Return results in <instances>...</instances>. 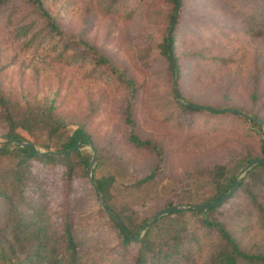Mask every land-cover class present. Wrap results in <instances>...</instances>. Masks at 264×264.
Wrapping results in <instances>:
<instances>
[{"label":"rangeland","instance_id":"374dc122","mask_svg":"<svg viewBox=\"0 0 264 264\" xmlns=\"http://www.w3.org/2000/svg\"><path fill=\"white\" fill-rule=\"evenodd\" d=\"M42 1L60 31L53 41L59 39L79 50L82 46L78 41L88 42L98 54L124 71L125 76L133 80V87L127 88L115 75L92 66L87 58L73 61L69 56L66 63L55 60L54 56L60 50L57 44L37 39L28 42L30 34L26 38L20 37L18 27L23 20L32 21L36 17L25 0H8L0 8V95L11 94L16 98L53 105L54 114L65 123L64 133L69 134L84 123L97 153L91 176L98 156H102L103 161L95 169L96 175L121 170L124 177L138 178L151 171L155 157L150 151L134 147L126 140L127 125L122 116L133 90L134 129L139 137L149 138L161 149L162 162L157 171L160 180L154 181L157 185L134 190L123 188L121 183L115 185L110 193L111 202L117 207H132L139 217L145 216L148 220L162 207L164 199L154 197H162L163 189L167 192V199L174 204H186L179 202L178 198L187 188L193 187L196 191L186 194L191 196L208 192L194 174L189 173L194 165L201 169L213 162H230L246 154L263 156L259 152V140L264 138L261 126L257 130L250 123L229 115L207 118V114H190L173 105L171 74L167 73L169 65L156 48L169 25L164 21L166 8L163 4L160 7L154 0H120L117 3L113 0ZM110 3L113 11L107 13ZM212 3L220 4L223 10L213 7ZM245 4L242 0H181L178 27L195 30L198 35L180 32L175 49L181 52L210 45L213 53H220L224 60L231 56L210 82L195 81L192 71L187 69L189 75L183 92L209 100L207 102L217 108L221 104L235 107L264 122V35L247 32L249 24L240 16L248 9ZM223 19L226 27L220 35L215 29ZM206 30H212L211 34ZM65 52L66 56L71 51ZM231 81L233 85L228 89L227 84ZM2 132L0 125V146L4 144ZM29 139L39 145L40 150H44L40 146L48 143L44 130L34 132ZM79 150L91 157L88 146L83 145ZM39 166L33 170L43 178L49 219L57 224L58 213L65 207L62 167L56 166L53 170ZM164 177L171 180L169 191L163 187ZM89 187L86 175L84 178L75 177L69 183L73 231L76 239L82 242L81 249L90 255L91 260L86 259L85 264H130L133 250L120 260L115 234L92 212L97 204ZM262 194L258 197L262 198ZM240 202L243 198L237 193L236 197L217 206L212 216L219 214V220L226 222L231 231L235 230V239L243 250L264 253V229L249 217L250 207L234 205ZM230 207L235 212L228 218L224 214ZM187 248L190 252L198 251L189 243Z\"/></svg>","mask_w":264,"mask_h":264},{"label":"trees","instance_id":"16d2710c","mask_svg":"<svg viewBox=\"0 0 264 264\" xmlns=\"http://www.w3.org/2000/svg\"><path fill=\"white\" fill-rule=\"evenodd\" d=\"M118 1L120 0H113L114 3ZM154 1L160 7L163 4L166 8L164 21L169 24L174 0ZM7 2L8 0H0V8ZM25 2L26 6L31 8L32 14H35L36 20L27 22L25 19L23 20L18 27L20 37L26 38L30 34L27 39L28 42L37 39L50 41L53 45L57 44L60 50L54 56L55 60H62L66 63V57L69 56L73 61L87 58L92 66L105 69L110 75H115L127 88L133 87V80L125 76L124 71L113 66L109 59L98 54L88 42L78 41L82 46V49L79 50L73 49L74 45L72 46L70 43H62L59 39L53 41V38H58L60 31L55 19L44 8L43 1L25 0ZM104 2L106 1L104 0ZM242 2L246 3L248 8L240 14L244 23L249 24L247 32L255 36L264 35V0H242ZM229 4L230 2H227V5ZM105 6L104 4L103 7ZM212 6L223 10V6L220 4L212 3ZM109 7L111 8L109 9L107 5V13L113 11L111 3ZM178 18L179 12L170 33L169 48L175 73V87L179 98L185 102L217 108L214 106L215 104L207 102L209 100L200 96L196 97L194 94L189 95L188 93L186 95L183 92L187 84L186 77L189 75L187 69L189 72L192 71L196 78L195 81L210 82L216 77V71L222 69L223 65H227L231 56L224 60L220 53H213L210 45L178 52L175 49V44L180 32L198 35L195 30L178 27ZM225 22L226 20L223 19L219 23L220 26L215 29L220 35L224 33ZM208 26L212 25L209 24ZM206 31L210 34L212 32V30ZM156 48L160 56L169 65L164 35L157 43ZM53 49L56 50V46ZM66 50L71 52L65 56ZM167 73H170L168 66ZM232 85L233 82L231 81L227 84V88L229 89ZM131 91L132 95L129 96L122 116L123 122L127 125L126 140L134 147L153 153L155 164L148 174L138 178L124 177L121 175V170L115 171L114 174L96 175L95 169L103 161V157L98 156L93 169L92 181L99 190L107 208L133 236L146 217H139L132 207L126 209L117 207L111 202L110 191L119 183L123 188L133 190L145 188L146 185H157L154 181L159 179L157 171L159 163L162 162V152L149 138H141L136 133L134 129L135 120L131 112L134 93L133 90ZM170 97L176 108L190 114L204 113L208 115L207 118L229 115L244 123L248 122L260 130V125L254 121H247L240 116L228 113H210L203 110L186 109L177 102L175 103L172 94ZM219 106L218 108L229 107L226 104ZM230 108L235 109V107ZM53 110V105L40 103L39 100L16 98L11 94L0 95V125L3 128L4 139V144L0 146V264H85L86 259L91 262L90 255L87 256L88 253L81 249L82 242L75 237L69 207V183L75 177H85L86 167L90 159L89 153L77 149L65 155L37 154L29 148L14 146L5 140L22 139L33 142L29 139L30 136L36 131L44 130L48 136V143L40 147L45 151L66 150L73 146L76 141L81 143L89 141L84 123L77 125L71 133H64L62 128L65 127V123L60 116L54 114ZM259 152L261 155L264 154V138L259 140ZM251 158L254 157L246 154L242 157L233 158L230 162H213L206 167H201V169L194 165L189 173L194 174V178L196 177L201 186L208 189V192L196 196L186 195L190 191L196 192L193 187H190L184 191L185 194H180L178 201L186 204H202L216 200L229 190L238 170ZM36 165L53 170L56 166L62 167L61 175L65 181L64 186H66L64 192L65 207L61 213H58V225L49 219L50 212L44 200L43 178L33 170ZM164 179L163 187L169 191L168 183L171 180L167 177ZM197 181L195 182L198 184ZM89 189L91 188L89 187ZM163 191L162 197H154V199H164L161 209L174 204L173 201L167 199V192L164 189ZM261 192L263 193L262 198H259ZM173 193L175 194L174 191ZM237 193H240L243 202L234 203V205L239 207L245 204L246 207H250L253 212H249V217H252L263 230L264 163L255 164L248 169L244 176L239 178L236 190L227 199L236 197ZM217 208L182 209L162 215L144 229L136 242L129 241L114 221L98 205H95L92 212L97 217L99 216V220L106 222L115 234L118 244L117 254H121L120 260L127 255L129 250H133L130 264H164L166 262H170V264H264L263 252L243 250L235 239L233 232L235 230L228 229L225 225L226 222L219 220V214L216 217L212 216ZM231 210L232 207L227 208L224 215L228 218L233 217L235 211L232 212ZM186 213H189L190 216L186 217ZM188 243L195 245L198 251L191 250L192 252H190L187 248Z\"/></svg>","mask_w":264,"mask_h":264},{"label":"water","instance_id":"95a60500","mask_svg":"<svg viewBox=\"0 0 264 264\" xmlns=\"http://www.w3.org/2000/svg\"><path fill=\"white\" fill-rule=\"evenodd\" d=\"M180 2H181V0H174L173 12H172L171 19H170V22H169V25L167 27L166 34H165L167 58H168V64H169L170 74H171V90H172V95H173L175 101L180 106H182L186 109L203 110V111H207L210 113H229V114H234V115L240 116V117H242L248 121H254L261 126V129L263 132V137H264V122L260 118L250 116V115H248V114H246L240 110H236L233 108H228V107L213 108V107H209V106H205V105L185 102L179 98L178 92H177L176 87H175V73H174V69H173V64H172V61L170 59L171 53H170V48H169V39H170L171 30L175 24L177 14L179 12ZM5 140H6V142L10 143L11 145L14 144V146H21V147L29 148L37 154H50V155H65V154L73 152L77 149H80L83 145L88 146L90 151H91V157H90L89 163L86 167V178H87L88 183H89V185L93 191L94 200H95L96 204L103 210V212L109 218H111L114 221V223L117 225V227L120 229V231L124 234V236L131 242H136L138 240L141 232L149 224H151L153 221H155L156 219H158L162 215L168 214V213L173 212V211L182 210V209L197 210V209H203L206 207H217V206H219L228 197H230V195L236 190L238 183H239L240 176H242L248 169H250L255 164L264 163V154L261 157L251 158L244 166H242L238 170V172L236 173L235 179L233 181V184L229 188V190L227 192H225L224 194H222L216 200L210 201L207 203H202V204L175 203L173 205L164 207L161 210L155 212L148 220H145L141 224L140 228L137 230L135 235L132 236L124 228V226L122 225L120 220L107 208V206L105 205V203H104V201H103V199L99 193V190L97 189L94 182L92 181V176H91L92 167L96 161L97 153H96V149L94 148V146L92 145V143L90 141H86L85 143H81V142L76 141V142H74L73 146H71L70 148H68L66 150H60V151L46 150L45 151V150L38 149L37 146L33 142L28 141V140H22V139H5Z\"/></svg>","mask_w":264,"mask_h":264}]
</instances>
